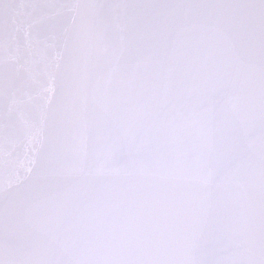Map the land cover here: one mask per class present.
Here are the masks:
<instances>
[{"label": "snow or ice", "instance_id": "6c2138e0", "mask_svg": "<svg viewBox=\"0 0 264 264\" xmlns=\"http://www.w3.org/2000/svg\"><path fill=\"white\" fill-rule=\"evenodd\" d=\"M0 264H264V0H0Z\"/></svg>", "mask_w": 264, "mask_h": 264}]
</instances>
